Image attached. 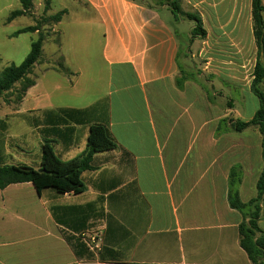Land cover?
Masks as SVG:
<instances>
[{
    "label": "crops",
    "instance_id": "1",
    "mask_svg": "<svg viewBox=\"0 0 264 264\" xmlns=\"http://www.w3.org/2000/svg\"><path fill=\"white\" fill-rule=\"evenodd\" d=\"M67 1L69 7L58 9L66 11L58 23V76L67 79L63 94L78 105L24 108L35 98V77L22 102L0 110V164L40 169L45 140L55 142L63 161L78 158L95 124L108 127L118 148L94 156L92 169L82 175V194H39L32 183L0 189V225L17 224L30 240L55 244L44 264H250L238 239L243 218L230 207L227 188L232 167L240 165L242 201L257 196L262 137L255 129H217L229 115L244 122L254 118L260 103L250 90L253 75L248 81L240 77L232 59L219 67L206 49L199 56L209 62L192 66L190 48L183 51L179 38L183 34L191 44L192 29L181 30L187 20L176 21L166 7L146 0ZM228 2L182 0L186 12L199 11L206 43L237 38L239 0L231 1L228 21L216 18ZM248 8L245 24L254 39L252 0ZM208 20L221 22L214 33ZM182 70L188 79L179 86ZM214 80H225L238 96L212 93ZM63 109L84 112L60 124ZM15 118L26 120L35 145L27 138L7 144L4 119ZM260 226L264 230V221Z\"/></svg>",
    "mask_w": 264,
    "mask_h": 264
},
{
    "label": "trees",
    "instance_id": "2",
    "mask_svg": "<svg viewBox=\"0 0 264 264\" xmlns=\"http://www.w3.org/2000/svg\"><path fill=\"white\" fill-rule=\"evenodd\" d=\"M36 0H20L21 9L12 13L11 21L17 17L31 15ZM154 7H166L174 15L176 21L187 20L194 24L192 29V41L199 38L205 40L207 31L203 20L198 13L186 12L182 6V0H146ZM142 2V1H141ZM51 0H46L45 11L50 10ZM66 11L58 12L43 18V23L58 24L61 22ZM264 4L262 0H252V24L253 34L257 46V59L254 67L252 93L258 98L260 108L251 121L244 122L233 119L232 115L224 118L218 126V133L227 132L231 129L235 132H243L247 129H255L262 137L263 159H264ZM40 24L29 26L19 33H40ZM46 37L43 34L32 43L31 51L20 65H11L0 72V98L4 97L5 103H11V97L16 104L22 102L28 90L35 85L31 78L33 70L43 56V47ZM183 78L177 80L182 86L188 79L185 71H181ZM194 77L193 75L190 76ZM17 85L20 87L17 88ZM211 99V98H210ZM63 109L58 111L60 124H65L72 118L73 113H83ZM47 113V112H46ZM48 113H50L48 111ZM231 128H227L228 126ZM53 140H45L42 146L41 168L35 169L25 165H2L0 164V189L10 185L32 183L41 194L45 189H53L57 193L82 194L85 184L82 179L84 172L92 169V162L97 153L109 152L118 148L107 126L95 124L90 127L87 149L78 158L63 161L58 157L54 149ZM243 182V171L240 165L234 166L230 172L228 186V202L230 207L238 211L243 220L239 225V242L241 248L250 259V264H264V230L260 223L264 221V167L257 182V196L248 202H243L240 196V187ZM99 260L103 261L102 253ZM96 257L89 258L90 261L98 260Z\"/></svg>",
    "mask_w": 264,
    "mask_h": 264
},
{
    "label": "rangeland",
    "instance_id": "3",
    "mask_svg": "<svg viewBox=\"0 0 264 264\" xmlns=\"http://www.w3.org/2000/svg\"><path fill=\"white\" fill-rule=\"evenodd\" d=\"M228 1V9L216 17L219 18V21H228L231 18L232 8L230 4L232 0ZM239 2L241 6L239 14L243 22L240 21L238 23L237 38L232 34L227 37L211 38V42L207 43V39L201 40L197 38L194 41L191 39V44H189L190 39L188 41L185 35L180 34L179 38L183 51H187L190 48L192 66L203 68L209 62V59L205 60L199 56L200 52L206 49L208 56L214 58L216 65L219 67H227L226 64L231 59L237 61L240 77L248 81L253 75L252 73H254L255 65L253 64L256 63L257 59V46L255 38L252 39V34L249 33L250 28L245 24L249 19L248 7L251 5V0H239ZM262 2L264 4V0ZM45 4L46 0H36L31 15L17 17L11 21L13 11L21 9L20 0H0V72L11 65H20L29 55L32 43L39 38L40 34H43L46 37L43 56L33 75H31L32 79L37 77L38 87L32 92V96L35 98L32 102L26 104L24 108L33 104L55 105L56 107H58V104L64 105V103L66 105H78V102L73 100L70 93L67 96L63 94L67 88L64 84L67 79L62 81L64 78L58 76V70L62 69L63 64L62 58L58 57L60 42L58 24L47 25L43 23V18L56 15L59 7H62L61 5L69 7V2L67 0H51L49 12L45 11ZM193 13L199 14V11ZM232 19L234 21L237 20L235 14ZM37 23L41 26L40 33H19L23 29L34 26ZM220 23L216 22L215 26L213 25L214 21L208 20V25L206 26L214 33L219 29L217 24ZM179 28L181 30L193 29V23L186 21ZM194 55L195 57H193ZM208 80L212 81L209 78ZM214 81L215 86L211 88L212 93L222 90L224 96L230 94L233 97L238 96L239 93L236 96L234 89L228 88V85L226 86L225 83L227 82L225 80H222L223 82ZM207 83L210 84V82ZM19 87L17 85V88ZM5 99L4 97L0 98V110L5 109ZM15 99L16 96L11 97L12 101ZM4 122L5 125L7 124L4 137L9 146L13 147V144L19 145L18 142H20L19 139L21 138V140L27 138L30 143L35 145L36 136L34 132L27 129L28 125L24 118L4 119ZM1 128L0 125V131ZM55 151L58 155V148ZM54 246L55 244L50 241L44 243L30 240V236L25 234L23 229L19 228L17 224L3 223L0 225V264H44L45 253L51 252Z\"/></svg>",
    "mask_w": 264,
    "mask_h": 264
},
{
    "label": "built area",
    "instance_id": "4",
    "mask_svg": "<svg viewBox=\"0 0 264 264\" xmlns=\"http://www.w3.org/2000/svg\"><path fill=\"white\" fill-rule=\"evenodd\" d=\"M92 243H93V247L96 251H98L100 249V239L99 236H96L94 238H92Z\"/></svg>",
    "mask_w": 264,
    "mask_h": 264
}]
</instances>
